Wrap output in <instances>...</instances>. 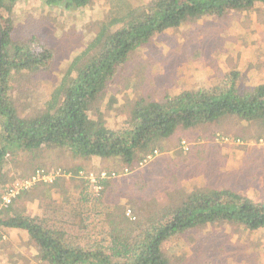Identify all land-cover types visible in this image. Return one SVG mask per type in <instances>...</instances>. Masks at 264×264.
<instances>
[{
  "label": "trees",
  "instance_id": "obj_1",
  "mask_svg": "<svg viewBox=\"0 0 264 264\" xmlns=\"http://www.w3.org/2000/svg\"><path fill=\"white\" fill-rule=\"evenodd\" d=\"M16 1L0 0V183L7 178L5 162L13 148L33 152L59 148L65 154L58 151L54 157L67 156L70 163L119 158L130 169L179 128L234 116L264 129V82L242 89L238 71L208 87L168 93L162 100L139 97L127 104L128 114L118 129L107 125L101 107H94L129 56L155 35L188 19L246 10L264 5V0H148L139 6H134L135 0H109L110 10L95 14L96 29L70 59L47 101L36 105L29 116L19 91L12 93V81L22 73L47 68L54 51L39 36L19 34L13 18ZM90 2L45 0L48 6L67 10ZM23 89L32 90L25 85ZM36 155L23 164L20 178L37 169L60 174L52 182L22 189L7 204L0 193V229L25 231L37 246L36 257L48 264H173L177 255L164 251L165 245L188 229L208 223L249 231L264 228V199L254 200L225 186L181 190L176 204L147 209L141 203L110 200L108 181L100 180L101 188L95 190L81 166L70 169L63 160L43 156L40 161ZM23 197L37 203L35 215L21 210ZM70 201L76 202L77 211ZM127 206L133 209L131 215L126 214Z\"/></svg>",
  "mask_w": 264,
  "mask_h": 264
},
{
  "label": "rangeland",
  "instance_id": "obj_2",
  "mask_svg": "<svg viewBox=\"0 0 264 264\" xmlns=\"http://www.w3.org/2000/svg\"><path fill=\"white\" fill-rule=\"evenodd\" d=\"M147 1L133 3L139 6ZM110 8L109 0H91L87 6L69 10L61 5L48 6L45 0L15 2L13 18L19 34L39 36L54 51L47 68L22 73L12 81V93L19 91L25 100L26 116L50 97L70 59L96 29L95 14H105ZM231 71H238L242 89L264 82V5L188 19L155 35L129 56L94 107H101L107 125L118 129L124 125L127 104L133 100H162L168 93L208 87ZM24 85L32 90H24ZM42 151H10L1 194L6 186L23 179L19 177L23 164L32 162L36 153L40 161L39 157L53 156L52 160H63L70 169L81 166L88 179L91 175L98 177L103 170L116 173L106 179V195L126 205L141 203L147 209L172 206L181 197V190L206 186H225L254 200L264 199V129L234 116L177 129L161 140L155 156L134 163L130 169L119 158L70 163L67 156L54 157L58 151L65 154V150ZM29 198H20L19 206L35 215L37 203ZM69 206L78 210L74 201ZM128 207L126 212L132 213ZM0 234V264H48L36 257L37 246L29 242L25 231L1 228ZM164 251L177 255L176 259L172 257L173 264H264V228L249 231L237 225L208 223L177 235L166 243Z\"/></svg>",
  "mask_w": 264,
  "mask_h": 264
},
{
  "label": "built area",
  "instance_id": "obj_3",
  "mask_svg": "<svg viewBox=\"0 0 264 264\" xmlns=\"http://www.w3.org/2000/svg\"><path fill=\"white\" fill-rule=\"evenodd\" d=\"M184 143V142H183ZM186 149V148H185ZM60 174L59 170H45V169H37L31 176L25 179L16 180L10 185L6 186L1 195L2 203L7 204L11 201L13 197H15L22 189L29 188L32 184L36 182H52L56 176ZM110 176H115V173L112 172ZM109 177L108 174L104 171L100 172L99 176L96 177L94 175L90 176V181L95 185V190H99L101 188V184H99V180ZM97 182V183H96ZM130 211H127L129 214Z\"/></svg>",
  "mask_w": 264,
  "mask_h": 264
},
{
  "label": "clouds",
  "instance_id": "obj_4",
  "mask_svg": "<svg viewBox=\"0 0 264 264\" xmlns=\"http://www.w3.org/2000/svg\"><path fill=\"white\" fill-rule=\"evenodd\" d=\"M156 153H157V149H156V150H154V152H153L152 154H148V155H147V156H146V157H145V158H144L142 161H145V160H146V158H147V157H149V156H151V155H154V156H155V155H156ZM142 161H141V162H142ZM103 171H104V172H106L107 174H109V175H108L109 177H111V178H113V177H114V176H113V177H112V176H110V174H111L112 172H110V171H105V170H103ZM115 175H116V173H115ZM109 177H107V178H104V179H108ZM99 181H100V180H99ZM128 211H130V210H128ZM126 214H127V212H126ZM127 215H130V213H129V214H127Z\"/></svg>",
  "mask_w": 264,
  "mask_h": 264
},
{
  "label": "water",
  "instance_id": "obj_5",
  "mask_svg": "<svg viewBox=\"0 0 264 264\" xmlns=\"http://www.w3.org/2000/svg\"><path fill=\"white\" fill-rule=\"evenodd\" d=\"M0 39H1V31H0Z\"/></svg>",
  "mask_w": 264,
  "mask_h": 264
}]
</instances>
